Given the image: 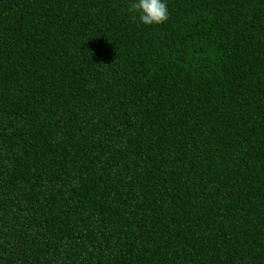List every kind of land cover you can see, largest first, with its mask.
<instances>
[{
	"label": "trees",
	"instance_id": "16d2710c",
	"mask_svg": "<svg viewBox=\"0 0 264 264\" xmlns=\"http://www.w3.org/2000/svg\"><path fill=\"white\" fill-rule=\"evenodd\" d=\"M0 0V264H264V0Z\"/></svg>",
	"mask_w": 264,
	"mask_h": 264
},
{
	"label": "clouds",
	"instance_id": "9594fccd",
	"mask_svg": "<svg viewBox=\"0 0 264 264\" xmlns=\"http://www.w3.org/2000/svg\"><path fill=\"white\" fill-rule=\"evenodd\" d=\"M129 11L144 26L160 25L169 19L167 0H133Z\"/></svg>",
	"mask_w": 264,
	"mask_h": 264
}]
</instances>
